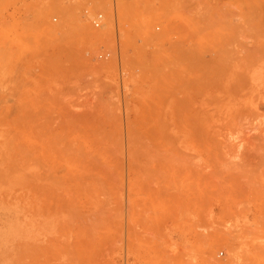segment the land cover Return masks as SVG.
Wrapping results in <instances>:
<instances>
[{
	"label": "rangeland",
	"instance_id": "374dc122",
	"mask_svg": "<svg viewBox=\"0 0 264 264\" xmlns=\"http://www.w3.org/2000/svg\"><path fill=\"white\" fill-rule=\"evenodd\" d=\"M263 138L264 0H0V264H264Z\"/></svg>",
	"mask_w": 264,
	"mask_h": 264
},
{
	"label": "bare ground",
	"instance_id": "6f19581e",
	"mask_svg": "<svg viewBox=\"0 0 264 264\" xmlns=\"http://www.w3.org/2000/svg\"><path fill=\"white\" fill-rule=\"evenodd\" d=\"M104 25H105V24H104ZM106 25H108V24H106ZM104 27H105V26H104ZM93 31H94V30H93ZM98 33H100V31H98ZM91 34L94 35V33H91ZM96 34H97V31H96ZM97 35H98V34H97ZM91 36H92V35H91ZM95 36H96V35H95ZM217 97H218V98H217ZM217 97H216L217 99L215 98L216 100H215V99L213 100V103H214L215 101H216V103H217V101H219L218 99H220V101H223V99L221 100V98H219V96H217ZM210 103H212V102H210ZM218 103H219V102H218ZM222 103H223V102H221V104H222ZM208 104H209V102H208ZM209 105H210V104H209ZM211 105H212V104H211ZM202 106H203V105H202ZM204 107H205V106H204ZM204 107H202V109H204V110L206 111L205 108H207V107H205V108H204ZM207 109H209V108H207ZM205 111H204V115H205V113H206ZM208 111H210V109H209ZM223 114H224V113L222 112L221 115H223ZM225 114H226V112H225ZM251 114H252V117H251ZM255 114H256L255 112L250 113V115H249V114H246V115L250 116L251 118L248 117V116H246V115H245V116L248 117V118H250V120L253 118L252 121H255V120H254V119L256 118V117H255ZM206 115H207V114H206ZM227 115H228V114H227ZM230 115H231V116H230ZM207 116H209V115H207ZM224 116H225V118H226V115H224ZM232 116H233L232 113L228 115V118L231 117V119H230V124H229V122H228L227 119H224V120H227V124H226V125L229 124L230 126H232L231 123H233L234 126H232V127H234V128H235L237 125L240 126V127H238V128L236 127L237 129L235 128V130H237V131H235L234 128H233V131H234V132L231 134V139H234L235 141L233 142L232 140H230V137H229V135H228V134H230V128H229L230 126L228 127L229 129L227 128V129H228V133H227V131H226L227 129H225L224 131H222V132H224V133H227L228 138H227V136H225V138L222 137V139L224 138V141H226V140L228 139V142L231 141V143H236L237 140L240 141V142H238V144L241 143V142H243L244 144L241 143V145H240L241 147H240V149H238V151H241V150H242V153H241V152H239V154L237 153L238 151H237L236 149L238 148V145L236 144L237 146H236V149H235V152H234L236 155H235V154H233V155H234V157L236 156L237 158H239L240 156L238 157V155L241 154V157H242V154H243V156L246 158V156L244 155V153H246L247 156L249 155V153H248L249 149H247L246 147H248V145H249L248 143L251 141V138H252V137H253V138L256 137V135L254 136L253 134H251V133L253 132V131H251V130H253V129L251 128L252 126H251V127H248V125H249L248 122H250V120L248 121V119L245 118V116L243 117V118H245V120H244L243 118H241V116H240L241 120L238 121L239 123H237L236 118L233 119ZM196 117H197V119H198V118L201 117V116H197V115H196ZM246 119H247L248 122L246 121ZM231 120H232V121H231ZM235 120H236V121H235ZM242 120L244 121V123L242 122L243 124L240 123ZM252 121H251V123H253ZM234 122L237 123V125H236ZM240 124H241V125H240ZM249 128H251V129H249ZM225 131H226V132H225ZM250 131H251V132H250ZM222 132H221V133H222ZM224 133H222V135H223ZM220 135H221V134H220ZM220 135H219V136H220ZM222 135H221V136H222ZM225 135H226V134H225ZM249 135H251V136L253 135V136L251 137V136H249ZM221 136H220V137H221ZM232 137H233V138H232ZM226 138H227V139H226ZM253 138H252V139H253ZM225 139H226V140H225ZM254 139H255V138H254ZM263 141H264V138H263ZM226 142H227V141H226ZM242 144H243V145H242ZM246 144H247V145H246ZM245 145H246V146H245ZM253 146L255 147V145H253ZM225 147H226V146H225ZM242 147H243V149L245 148V151H244V152H243V149H241ZM263 147H264V146H263ZM258 149H260V148L255 149V151H256V150L258 151ZM246 151H247V152H246ZM257 151L255 152V157H254V159L256 158L257 155H260V153L263 152L262 150H260V152H258V154H257ZM249 152H250V151H249ZM237 154H238V155H237ZM261 155H262V154H261ZM229 156H230V155H229ZM229 156H228V157H229ZM244 157H242V159H244ZM259 157H260V156H259ZM263 157H264V156H262L261 158H263ZM226 158H227V156H226ZM237 158H236V159H237ZM257 158H258V157H257ZM257 158H256V159H257ZM234 159H235V158H234ZM239 159H240V158H239ZM210 209H211V208H210ZM210 209H209V210H210ZM209 210H208V212H209ZM199 236H200V235H199ZM207 238H209L208 235H207ZM198 240H202V242H205V241H206V239H204V236H200V238H199ZM204 240H205V241H204ZM42 261H43V252H42V250H40V252H39V263H40V264H43Z\"/></svg>",
	"mask_w": 264,
	"mask_h": 264
}]
</instances>
